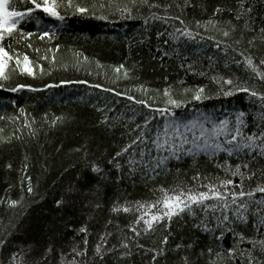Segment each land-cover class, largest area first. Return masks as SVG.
I'll use <instances>...</instances> for the list:
<instances>
[{"label": "trees", "instance_id": "1", "mask_svg": "<svg viewBox=\"0 0 264 264\" xmlns=\"http://www.w3.org/2000/svg\"><path fill=\"white\" fill-rule=\"evenodd\" d=\"M76 5L88 12H76ZM25 6L16 5L17 10ZM60 11L63 21L37 10L4 41L6 50L13 57L19 55L21 63L17 65L15 58L8 61L4 68L8 78L0 77V264H71L73 260L75 264H248L249 252L253 264H264V252L249 243L264 238V228L251 212L247 223L232 224L234 231L226 230L219 240L213 216L208 217L209 231L200 226L204 213L199 208L195 217L181 214L147 233L134 224L139 215L136 202L159 198L161 187L190 188L207 183L204 177L217 176L239 184L240 177L217 167L224 161L233 167L249 164L242 169L244 191L264 185V157L179 154V159L170 156L153 171L154 162L128 163L140 161L135 147L116 156L138 134L136 125L143 126L145 117L151 120L150 136L169 119L168 114L154 111L166 106L165 89L184 101L172 109L178 121L201 114L232 120L243 111L246 131L257 130L264 113L261 101L245 92L224 96L223 90L232 86L217 81L231 79L233 85L264 92V80L245 60L250 56L257 65L264 60V0H244V10L239 0H148L147 4L72 0L71 7ZM238 13H242L239 20ZM153 14L165 19H155ZM185 27L193 38L176 32ZM224 30L229 36H223ZM43 31L50 32L51 38L40 39ZM24 55L34 75L24 70ZM260 69L264 71V66ZM18 84L36 90H10ZM201 87L203 98L193 100ZM136 100H146L153 107ZM145 152L147 160L169 155L150 143ZM93 165L101 171L93 172ZM250 172L255 176L247 179ZM197 173L199 181L193 180ZM29 183L32 192L27 190ZM252 199L262 200L264 193L256 192ZM13 200L16 205L11 204ZM58 200L62 201L59 206ZM124 206L132 210L124 212ZM114 207L121 210L113 211ZM82 227L87 231L80 232ZM236 233H243L245 240ZM164 236H168L166 244ZM125 243L128 248L123 247ZM85 247V255L73 251ZM230 248L235 249L231 255Z\"/></svg>", "mask_w": 264, "mask_h": 264}, {"label": "snow or ice", "instance_id": "2", "mask_svg": "<svg viewBox=\"0 0 264 264\" xmlns=\"http://www.w3.org/2000/svg\"><path fill=\"white\" fill-rule=\"evenodd\" d=\"M135 2V0H133ZM142 3L147 4L148 0H141ZM23 3L25 7L17 10L16 5ZM241 10H244V0H239ZM72 6V0H0V77L7 79L8 77L4 75V68L8 61H11L15 58L16 64L21 63L19 55L13 57L6 50L4 41L7 38H11L18 31V25L24 19L33 18V14L39 10L48 17L55 18L56 20L63 21L65 19L64 15L61 14V7ZM151 7H158L159 5H150ZM75 10L78 13L84 14L88 12L86 7H81L79 5L75 6ZM124 12L130 13V9L125 8ZM217 12H220L221 9L217 8ZM251 11V9H247ZM242 13L236 15V19L241 18ZM155 19H165V17L155 16ZM100 19H107L106 16H101ZM179 20L180 17H175ZM181 24L184 22L181 20ZM37 23L39 20L37 19ZM197 26L200 25V22L197 21ZM211 23V21H209ZM232 30H235L233 25ZM177 33L180 35L193 38V33L188 28L177 29ZM261 32H264V29H261ZM223 36H229V31L224 30L222 32ZM33 33H27V36H32ZM51 33L48 31H43L40 33V39L44 37L51 38ZM174 39L178 38L174 34H170ZM238 43V42H237ZM251 43V41L249 42ZM31 47V45H28ZM219 46V45H217ZM243 55V53H241ZM46 59V57H45ZM85 59H87L85 57ZM246 64L251 68L252 72L260 80H264V71H261L260 66H264V60H260L259 64L253 62L252 57H245ZM24 70L28 72L29 75H34L32 69L28 67L29 58L27 55L23 57ZM121 67H123L121 65ZM118 71V69H117ZM213 79H216L215 77ZM222 84H227L232 86L227 90H223L222 94L224 96H231L235 92H245L248 93L251 97L258 98L262 106H264V92H258L254 89H251L244 85H233L231 79L221 78L220 81ZM61 83H70V81H61ZM0 87H3L0 84ZM47 87V85H46ZM95 87H101V85H95ZM29 88L33 91L32 85L18 84L16 87L10 89L11 91H17V89ZM108 91H113L112 89H107ZM187 92L188 90L185 89ZM204 92L203 87L199 88L195 94L192 96L193 100H201L202 94ZM119 95V93H118ZM163 95L167 97L165 101V107L155 108L154 111L164 116L168 114L169 119L164 121L162 128L156 131L155 135L150 136L149 132L152 131L150 128L151 120L148 117L144 119V125H136L135 131L138 133L135 135V138L131 140L129 144L121 149L120 152L116 153V156H122L129 152L130 149L135 147L136 155L140 157V161L136 159H130L128 163L130 165H137L139 163H144L145 166L148 164H153V171L163 166L168 158L175 157L180 158L179 154H187L195 156L197 154L203 153L210 158H215L220 154H225L228 157L233 155L239 156L240 154L251 155L255 158L257 155L264 157V113L260 115L261 124L257 126L255 132L246 131V121L244 119L245 113L243 111L235 114L234 119L230 120L225 117L223 119L216 120L210 115H203L193 117L192 119L186 121H178L175 119V113L172 111L173 108H179L184 104L183 100H177L173 98L168 89L164 90ZM129 99L135 100L134 97H128ZM136 103L144 105L145 107L152 108L153 106L148 103L146 100H136ZM23 111V110H21ZM108 118L105 117V120ZM155 119V117H152ZM152 144L157 151L165 150L168 152V156L163 157H152V160L146 159L145 149L148 144ZM139 145H144V147H139ZM187 146V147H185ZM150 151L147 155H150ZM116 168H120L119 163H115ZM217 167L221 168L226 173H230L232 177H240V183L236 182L231 178L221 179L220 177H215L214 179H209L204 177V180H207V183H199L195 187L183 188L177 186L176 189L166 190L161 187L160 192L162 195L151 201V202H136L135 211L139 213L134 220V224L143 227L145 233L154 230V225L161 222L167 221L171 223L173 217L180 216L181 214H189L193 217L196 216V208H199L204 213V218L200 220V226L204 231H209L208 217L209 215L213 216L217 221L216 228L219 230V236L216 237L217 240L222 239L225 231H234L231 227L235 223H247L249 220V213L256 218V223L264 228V199L257 200L252 199L255 196L256 192L264 193V185H257V187L251 191H244L243 180L245 179V173L242 169H247L249 164L247 162L236 164L234 167L229 164L227 161L223 163H218ZM135 167L133 171H135ZM92 171L99 173L101 169L93 165ZM255 176L254 172H250L247 176V179H251ZM200 174L197 173L193 177V180H200ZM231 186V187H230ZM203 189V190H201ZM28 192H32L31 183H29ZM248 198V199H244ZM251 200V203L249 202ZM57 206H59L62 201H57ZM12 205H16L17 201H11ZM121 209L113 208V211H120ZM124 212H129L130 209L128 206L122 208ZM219 212V216H216V213ZM80 232H86L87 229L82 227L79 230ZM131 231L137 236L140 235V231L137 227H132ZM239 236L240 240H245L243 233H236ZM168 241V236H164L162 243L166 244ZM2 243V242H0ZM249 243L253 247L259 246L261 251L264 252V238L259 240H249ZM85 246L87 245V239L84 240ZM124 248H128V244L123 245ZM142 247V246H141ZM179 247V245L177 246ZM191 247V245H189ZM48 251H51L49 249ZM76 255H85L86 247L77 251ZM151 251L156 252V249ZM209 253L212 252V249H208ZM230 255L235 252V249L230 248ZM96 252L99 254L100 246L96 248ZM130 254V253H126ZM159 254V253H157ZM243 255V253H241ZM15 259V256L13 257ZM155 261L156 256L152 257ZM187 258H185L186 260ZM254 257L249 252L248 255V264H253ZM71 264H75L73 260Z\"/></svg>", "mask_w": 264, "mask_h": 264}]
</instances>
